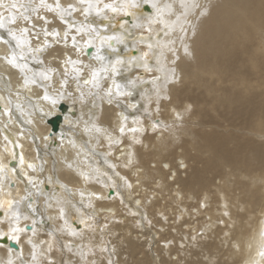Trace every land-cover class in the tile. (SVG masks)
<instances>
[{"label": "bare ground", "instance_id": "bare-ground-1", "mask_svg": "<svg viewBox=\"0 0 264 264\" xmlns=\"http://www.w3.org/2000/svg\"><path fill=\"white\" fill-rule=\"evenodd\" d=\"M107 99L129 109L111 102L100 115ZM104 136L123 141L105 146L113 163L88 148ZM106 164L128 176L126 194L109 196L122 179ZM53 165L71 187L62 199L45 186L55 185ZM77 200L112 237L122 232L136 264H180L172 257L190 244L200 250L191 264H264V0H0V208L25 211L0 230V264L41 254L92 264L78 239H103L85 214L71 224ZM142 221L154 224L151 238ZM142 245L170 259L137 258Z\"/></svg>", "mask_w": 264, "mask_h": 264}, {"label": "rangeland", "instance_id": "rangeland-1", "mask_svg": "<svg viewBox=\"0 0 264 264\" xmlns=\"http://www.w3.org/2000/svg\"><path fill=\"white\" fill-rule=\"evenodd\" d=\"M147 6H146V8L144 9V12H146V10H147ZM108 15V14H107ZM127 19H126V22L128 23V24H130L131 23V20H130V15H129V17L127 16L126 17ZM135 52V50H133V53ZM143 77V76H142ZM142 77H138V78H142ZM154 96V95H153ZM111 102H117V104H120L121 102L119 101V100H112V99H107V101H105L104 103V105H98L99 106V108H98V106H97V109H98V111L100 112V115L102 114V112H103V109H104V106H106V105H108L109 107L111 106ZM122 105H124L126 108H128L129 109V106L126 104V103H121ZM80 104H76L75 105V109H76V114H77V116H74L73 118L75 119L73 122H75V124H78V122H80L81 121V119H82V114H81V108H80V106H79ZM143 105H146V104H143ZM146 108H147V105H146ZM144 106H143V110L144 109H146ZM78 112V113H77ZM147 112H145L144 114H146ZM80 114V115H79ZM133 118H136L137 117V114L135 113V115H133L132 116ZM78 120V121H77ZM79 125V124H78ZM78 125H77V128L75 127V130H74V133H71L72 134V137L76 134H79L78 132H81V131H79V129H78ZM77 130V131H76ZM114 130V129H113ZM71 131V130H70ZM76 131V132H75ZM115 131V130H114ZM116 131H118V130H116ZM115 131V132H116ZM117 134H120V132L118 131V132H116ZM108 136H104L98 143L96 142V143H92L91 141H90V144H91V147H89L88 146V148H89V150H93V151H95L96 152V155L98 156V157H100V158H102L101 160H96L95 162H98L99 164H101V162H102V164H104V162H103V160H104V158H105V156L109 159V160H111L112 161V163H113V161L114 160H112L113 158H111V156H113L112 155V151H115V146H120V145H122L123 144V141L122 140H117V144H113V142H109L108 141ZM105 139H107V140H105ZM114 139L115 138H113V141H114ZM60 139H56V140H53V146H52V148L54 149L56 146H57V142L59 141ZM116 141V140H115ZM102 142H103V144H102ZM86 143H88L89 144V142L87 141ZM111 144V145H110ZM102 145V146H101ZM105 146L106 147H111V148H113V150L110 152V153H108V152H106L105 151ZM38 149H39V147H38ZM53 149H47L46 151L47 152H49V154H51V150H53ZM51 151V152H50ZM56 162H58L57 160H56ZM56 165H58V163L56 164ZM56 165H53V169L52 170H54V167H55V170H54V175L56 176V181H55V185H52V183H50L49 185H45V186H49V188H50V186L52 187V192H51V194H54V193H57L58 192V197L60 198V199H62V194L65 192V189H68V190H71V187H69V186H67V183L65 182V181H62L61 180V178H60V176H59V172H58V166H56ZM73 165H75V164H73ZM106 168L109 170V171H111V174L113 175V176H115V175H120V178L122 179V181H120V184H119V181L117 182V191H116V189H113V188H110V190H109V196H111L112 195V197H114V196H118V195H123V194H126V193H123V192H125V189H123L124 188V180H128V176H126V175H122L121 173L120 174H116L117 173V171H119V170H117V169H114L113 167H112V165H107L106 164ZM112 168L114 169V170H112ZM117 170V171H116ZM181 170L182 171H185L186 170V168L185 167H181ZM92 171H95V170H92ZM74 173V172H73ZM119 173V172H118ZM99 175H100V173H98ZM101 174H103V173H101ZM106 175V174H105ZM110 174H107V176L109 177V179L110 180H112V178L113 177H111V175L109 176ZM186 176V173L185 174H183L182 175V177L184 178ZM233 181L235 180V179H232ZM220 182V180H219V178H218V180L216 179L215 180V184H218L219 182ZM119 185V186H118ZM121 185V186H120ZM120 187V188H119ZM121 187H123V188H121ZM236 188H239V186L238 185H236ZM113 190V191H112ZM121 190H122V192H121ZM48 191H50V190H48ZM54 192V193H53ZM69 193V192H68ZM123 193V194H122ZM69 195L71 196V193H69ZM72 197V196H71ZM65 198H66V196H65ZM72 198H74V197H72ZM67 200L68 201H70V199H69V197L67 196ZM77 206V207H76ZM79 207V208H78ZM3 208V207H2ZM2 208H0V230L1 229H3L4 227H6V226H9L10 228H12L13 226L14 227H16V222H14L15 221V218H17V216H18V218H19V216L20 215H22V216H25V211H23V212H19L17 209H16V212H17V215L15 216V218L13 217L14 215H13V213H11V215H10V217H9V215H5L4 216V214H3V212H2ZM85 208V209H84ZM68 209H69V211H70V216H71V224L73 223L74 224V226L76 227V226H82V219H81V217H80V215H82V214H85L89 219H91L92 220V223H91V228L90 229H92L93 228V232L96 234V235H98V234H100V236L102 237V239H103V245L101 246L102 248H105L104 250H102V248L98 245V246H94L91 242H89L88 241V235H90V234H92V232L91 231H89L90 233H87L86 235H81L82 236V238L81 239H78L77 241L78 242H80V241H82V240H85V241H87V249H85V251H88V254H89V256L88 257H90V258H92L91 259V262L90 263H95V264H97V261H98V259H100V263H98V264H108L107 263V261H108V258L111 256L110 254H112V253H114V254H112L113 255V258H115V262H113L114 264H119L118 262L120 261V263L124 260V263L125 264H136L135 263V259H133V256H131V255H128V253L126 252V250H127V247H128V241L125 243V245H124V238H122V232L120 233V232H116V234L112 237L111 236V233L109 232V230H105V229H103V225H102V223H103V219L102 218H99V217H95L93 214H92V212L90 211V209H89V207L87 206V205H85V204H83L82 203V201H78L77 200V204H74L72 201L70 202V205L68 206ZM41 212H40V214H43L44 212L42 211V210H40ZM20 213H22V214H20ZM80 213H82V214H80ZM10 214V213H9ZM80 214V215H79ZM146 214H148V212L146 211V213L144 214V213H142V218L143 217H146ZM44 215V217L45 216H47V215H45V214H43ZM140 216V215H139ZM5 217H6V220H5ZM7 217H8V219H7ZM13 217V218H12ZM13 220H12V219ZM36 218V217H35ZM11 220V221H10ZM36 220H37V222H35L36 224V227H37V229L41 232V231H43V236H46V237H48L50 234H51V231L52 230H49V228H48V226L46 227V225L45 224H43V221L44 220H41V219H39L38 218V216H37V218H36ZM143 220V219H142ZM13 221V222H12ZM97 222L96 224H95V228L94 227H92V225H93V223L94 222ZM78 222V223H77ZM14 223V224H13ZM26 223H28V222H26ZM9 224V225H8ZM31 223H28V224H26L25 225V227L26 228H21V227H18L17 229L19 230L20 229V234H21V240H22V238H24V237H26V234H24V231H25V233H27L28 231H30L31 232V230H33V227H32V225H30ZM76 224V225H75ZM100 224V225H99ZM141 224H144V222L142 221L141 222ZM12 225V226H11ZM44 225V226H43ZM119 225V224H118ZM101 226V227H100ZM43 227V228H42ZM45 227H46V229H45ZM97 227V228H96ZM144 227H146V228H148V231L147 230H145L146 232H152L149 236H150V238L153 236V235H155L154 234V224L151 222L150 224H147V223H145L144 224ZM81 229V228H80ZM101 231H100V230ZM22 230H24V231H22ZM95 230H98V233H96V231ZM103 230H104V232H103ZM49 231V232H48ZM78 231H80V230H78ZM81 231H83L82 229H81ZM83 233H85V232H83ZM53 235V234H52ZM54 236L57 238V241H61L64 245H69V242L68 241H66V239H65V234H60V233H56V234H54ZM107 237H109V238H107ZM33 238H35V237H33ZM59 239V240H58ZM109 239H110V241H109ZM113 239L115 240V241H113ZM35 240H37V237L35 238ZM145 240V239H144ZM85 241H84V243H85ZM203 241V243H205V242H207V241H205L204 239L202 240ZM169 241H167L166 242V244H167V246H169L168 243ZM172 242V241H171ZM199 243L201 242V240H199L198 241ZM67 243V244H66ZM119 243V244H118ZM208 243V242H207ZM89 245V246H88ZM124 245V246H123ZM126 246V247H125ZM194 246V247H193ZM1 247V246H0ZM56 247V245H54V248ZM95 247V248H94ZM111 247V248H110ZM122 247V248H121ZM125 247V248H124ZM157 247H159V244L157 245ZM156 247V248H157ZM191 247V248H190ZM1 248H3V249H5V247H1ZM142 248H143V250L140 252V253H138L139 255L137 256V258H143V257H146V259H147V261H153V258L155 257V255L157 256L158 255V257L159 258H161V260H165L164 262H167V260L168 259H170V257H168V253L167 252H165V251H162L161 253L160 252H158V253H156V252H154V247H152V248H144L143 247V245H142ZM155 248V250H157ZM187 248V247H186ZM186 248L184 247L183 248V250L181 251V250H179V252H181L180 254H174L173 255V259L174 260H176V255H180L179 257H178V259H179V262H180V264H191V262H192V258H193V255H194V253H192V251H194V252H200V250H199V248H198V246L196 245V244H190V246H188V249H187V251H186ZM90 249H94L93 250V253H90ZM111 249H113V250H111ZM116 251H115V250ZM124 249V250H123ZM146 249V250H145ZM7 250V249H6ZM11 250V249H10ZM119 250V251H118ZM152 250V251H151ZM176 249H174L172 252H176L177 253V251H175ZM192 250V251H191ZM8 251V250H7ZM50 251V253H51V255H54V253L55 252H57V253H60V251H56V250H49ZM149 251H151V252H149ZM189 251H191V252H189ZM118 252V253H117ZM142 252H143V254H142ZM148 252V253H147ZM155 255H154V254ZM126 254V255H125ZM150 254H152V255H150ZM161 254V255H160ZM150 255V256H149ZM105 256V257H104ZM128 256V257H127ZM148 257V258H147ZM41 258V259H40ZM120 260H119V259ZM129 258L130 259H133L132 261L131 260H129ZM163 258V259H162ZM202 258H206V256H205V254H203V252H202ZM105 261H104V260ZM123 259V260H122ZM151 259V260H150ZM194 259H196L197 261H200L201 260V255H198L196 258L194 257ZM18 261H19V264H31V263H33V264H56V262L54 261V259H51V258H48V259H46V260H44L43 258H42V254L40 255V256H38V260L37 259H33V257H31L30 258V260L28 261L27 259H25L24 257H22V259H17ZM117 260V261H116ZM119 260V261H118ZM180 260H182V261H180ZM218 260H219V258H218ZM38 261H39V263H38ZM58 264V263H57ZM110 264H112V263H110ZM148 264V263H147ZM164 264H166V263H164ZM215 264H217V261L215 262Z\"/></svg>", "mask_w": 264, "mask_h": 264}, {"label": "water", "instance_id": "water-1", "mask_svg": "<svg viewBox=\"0 0 264 264\" xmlns=\"http://www.w3.org/2000/svg\"><path fill=\"white\" fill-rule=\"evenodd\" d=\"M111 45L113 46V43H111ZM60 110H62L63 112L68 111V107L66 104L62 103L60 105ZM49 123L52 125L53 127V131L51 134L57 133L59 131V128L61 127L62 123H63V119L61 116H57L54 117L52 119L49 120ZM6 242V241H5ZM12 247L16 248L14 244H10Z\"/></svg>", "mask_w": 264, "mask_h": 264}]
</instances>
